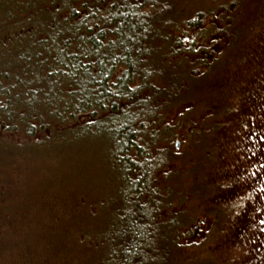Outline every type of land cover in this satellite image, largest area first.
Here are the masks:
<instances>
[{
	"label": "trees",
	"instance_id": "obj_1",
	"mask_svg": "<svg viewBox=\"0 0 264 264\" xmlns=\"http://www.w3.org/2000/svg\"><path fill=\"white\" fill-rule=\"evenodd\" d=\"M213 2L191 10L184 5L194 0H0V252L22 253L19 264L58 262L70 229L53 220L56 208H70L73 160L101 175L97 198L78 190L73 208L82 201L107 210L96 229L97 258L88 264H177L173 246L198 238L203 222L185 218L200 213L176 208H191L190 195L209 200V216L232 207L218 191L214 199L202 194L210 186L193 171L225 122L240 117L234 112L251 109L245 86L229 78L230 61L238 66L241 52L260 51L233 24L241 2ZM215 34L225 41L220 54L212 49ZM218 80L232 90L201 105ZM180 138L199 150L181 168L195 189L174 165ZM35 208L43 221L54 211L47 233L65 242L49 238L41 255L31 252L25 229Z\"/></svg>",
	"mask_w": 264,
	"mask_h": 264
},
{
	"label": "rangeland",
	"instance_id": "obj_2",
	"mask_svg": "<svg viewBox=\"0 0 264 264\" xmlns=\"http://www.w3.org/2000/svg\"><path fill=\"white\" fill-rule=\"evenodd\" d=\"M239 2H241L242 13L234 15L236 22L233 24L239 28H245L242 35L247 37V44L249 41H253L260 54H257L252 48L248 52H241L240 54L246 57L238 66H236L237 60L230 61L233 74L229 78L235 83H241V90L242 84L245 86V91L248 93V97H245L247 98L246 103L248 104L250 100L251 109L248 111L245 105L234 112L235 115L239 111L238 116L240 117L238 119L231 118L225 122L221 132H217V137L215 134L214 141L211 142L210 153L204 147L205 153L201 157V162H204L203 166L198 161L193 171L194 176L202 171L205 178L204 184L210 186L209 191L207 193L201 191L202 194H207L208 199H214L212 192L218 191L221 193L222 197H220L230 203L228 205H232V207L220 208L218 206L219 208H216L218 214L209 216L205 213L206 207L210 205L209 200L190 195L188 200L190 203H188L191 208L188 206L176 208L184 209L178 212L190 210L200 213V215H186L185 218L190 220L198 218L199 222L200 219L203 222L200 224L198 238L184 242L179 249L173 246L174 257L176 256L177 259L179 257L181 260L177 264H264V91L262 92V88L264 89V38L261 36L263 35L261 32L264 30V18L262 17L264 0H239ZM194 3L186 4L184 8L192 10L194 7L201 6L209 9L217 6L214 5L213 0H194ZM220 40L221 42H219ZM212 41L214 53H221L220 43L224 44L225 41L217 34ZM242 48H240L241 51ZM233 51L227 52V54L232 53L229 54L230 58L235 55ZM237 73L241 76H238ZM217 86L218 90L215 92L213 88L206 89V93L203 92L204 99L201 105L220 100L221 96L232 90L233 84L218 80ZM256 91L259 94L255 98ZM243 96L241 92L235 94L239 105H243ZM206 116L208 120H211L209 111ZM255 141H259L257 149ZM194 146V143L184 142L182 138L176 141L174 148L178 157L176 161L174 160V165L179 170L177 174L180 180L185 178L186 183L192 184L195 189L198 184L190 181L191 177L181 171V168L184 170L185 165V171H187L188 164L199 155L197 146ZM91 165L87 161L73 160L70 162V208H56L57 217L53 220L54 223H57L53 227H58L62 220L66 222L61 224V227L70 229V241L66 243L65 249L60 251L61 254L57 255L58 262H53L54 264H88L87 261L97 258L93 254L94 251L97 252L98 245L95 236L96 229L102 224L105 226V220L102 223L101 221L107 210L106 208H84L82 201L80 208H73V201H77L75 194L79 191L85 192L82 190L88 189L91 192H85L86 199L94 196L97 198L100 193L97 185L100 184L101 175L95 173L92 176L87 173ZM106 180L107 178L104 179V183L107 184ZM78 182L80 184L76 186ZM228 190H231L232 197L227 195ZM213 203L214 201L211 202V204ZM34 211L37 214L25 226L30 238L31 252L34 255H41L44 247L50 248L52 245V242L45 243L50 240L49 238L54 241V244L57 243V240L65 244L60 238L47 233L48 227L52 226L47 224L54 211L48 214V221L42 220L39 208H35ZM217 223L219 224L216 225ZM14 228L19 227L14 226ZM163 241L161 234L157 246L158 252L161 254L166 248ZM6 245L8 248L10 247L9 241ZM21 257L22 253L18 257L17 252L11 254L9 251L0 252V263L19 264L18 259ZM24 261L27 262V260Z\"/></svg>",
	"mask_w": 264,
	"mask_h": 264
},
{
	"label": "water",
	"instance_id": "obj_3",
	"mask_svg": "<svg viewBox=\"0 0 264 264\" xmlns=\"http://www.w3.org/2000/svg\"><path fill=\"white\" fill-rule=\"evenodd\" d=\"M178 146V145H177Z\"/></svg>",
	"mask_w": 264,
	"mask_h": 264
}]
</instances>
